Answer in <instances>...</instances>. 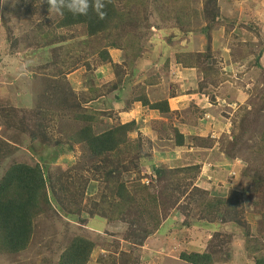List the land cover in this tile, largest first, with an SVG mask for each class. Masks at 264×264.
Masks as SVG:
<instances>
[{"label": "rangeland", "instance_id": "1", "mask_svg": "<svg viewBox=\"0 0 264 264\" xmlns=\"http://www.w3.org/2000/svg\"><path fill=\"white\" fill-rule=\"evenodd\" d=\"M125 1L116 0L117 7L122 10ZM192 1L199 9L205 8V2L209 3V0ZM219 2L220 16L226 21L219 19L210 22L201 15L195 23L192 18L190 30L194 29V32L183 46L184 49L175 44L177 42L175 39L170 43L172 50L197 51L208 55V63L225 78L216 85L203 81L197 70L174 64L175 55L171 52L170 46L159 43L154 45L149 42L150 35H156L157 40L159 37L167 38L166 31L165 34H157L156 26L159 17L155 8L166 11L167 5L164 0H133L126 10V12L131 10L142 19L139 22L144 26L141 28L143 32L140 44L145 49L142 54L143 61L138 64L140 68L137 67L135 70L133 83L129 87L125 86L123 90L128 92L131 89L134 94L146 76L159 73V83L147 87V94L151 102L168 98L172 114L164 117L137 103L131 105L125 112L123 103L119 104L114 100V93H119L117 91L109 92L105 97L101 96L103 93L97 91L99 96L97 100L84 103L83 99L85 101L91 96L88 95V83L106 91L103 89L104 85H109L113 79L111 67L109 63L101 62L98 52H91L90 56L86 46L78 50L77 56L70 61L67 59L71 53L70 56L64 57L63 52L58 51V59L66 61V66L61 62L54 67L47 66L53 60L49 51L33 46L26 47L29 43L26 35L30 28L37 23L42 24L44 29L53 27V24L48 26L45 22L57 20V16H50L49 12L46 13L47 15H43L41 11L37 12L35 7L39 3H33V7L27 13L24 11L25 8H22V12L18 14L5 15L2 20L6 25L0 20V115L2 118L5 117V114H1V110L7 111L15 105L28 106L24 108L28 114L24 116L29 121L36 120L33 117L41 109H47L48 113H51L45 121L41 119L45 122V134L49 139L44 146L37 142L29 146V136L27 134L21 136L20 129H13L8 133V141L13 142L16 147L10 145L8 148L1 141L5 127L0 124V177L14 159L30 162L33 157L38 162L39 156H43L46 158L44 165L47 168V177L52 179V184L60 186L56 180L59 170V176H66L64 179L69 180L65 185L74 186L76 192V196L72 199L74 205L59 207V204L52 200L54 210L35 220L34 233L25 250L15 255L0 253V264H58L68 242L77 234L95 242L87 264H97V259L106 256L107 251L114 253L113 258L116 261L128 260L131 256L134 260L133 264H187L179 259V255L183 252L210 254L214 264H254L253 257L248 255L245 249L247 235L252 237L250 240L257 241L260 253L264 256V151L260 153L255 150L258 142V127L261 129L264 124V116L260 115L261 111L264 113L261 104V98H264V52L258 59L262 68H253V64L249 67V63H252L251 59L255 57L252 56V51L255 54L264 50V12L256 17L258 15L256 11L260 12L262 6L264 7V0H219ZM211 7L212 4L209 3L208 8ZM202 29H205V32H201ZM84 31L78 27L68 31L67 34L62 29L55 30L57 34L66 35L68 38L66 40H71L73 37L69 39V36H75V32L82 34ZM137 32L139 33L138 29ZM104 38L103 34L91 38L90 49L105 48ZM65 46L67 45H63L62 48L64 49ZM107 50L113 63L122 62L123 55L119 50L113 48ZM243 54L250 57L242 61ZM167 56L171 59L168 63L170 72L160 68ZM39 68L41 71H36ZM53 68H58L59 72L65 74V81L61 80L63 74L57 76L55 81H47L45 77L48 74L55 75L52 72ZM35 74L42 75V83L37 76H34ZM109 75L110 78L107 79ZM105 78L106 83L103 80ZM69 82L71 91L76 94L74 97L78 99L76 101L81 106H94V109L109 113L110 117L103 118L108 119L109 124L114 125L116 120L123 122L131 119L137 123L141 122L143 125L139 131L130 135L139 142L140 152L133 148L124 151L120 156H112L113 159L109 164L105 165L101 161V169L95 171L90 166V161L85 158L87 155L85 150L69 138L79 125L71 118V109L62 102L69 95ZM199 83L203 85L201 89ZM256 86H259V89H254ZM203 89L208 95L201 103L202 99L197 91L202 92ZM5 98L10 102H5ZM203 106L206 107L204 109L210 110L204 118L203 115L193 112L195 108L198 111L203 110ZM2 120L8 122L7 118ZM255 120L257 123L253 124L252 121ZM9 121L14 123V128L20 127L17 116H10ZM162 125L168 128L167 132L162 131ZM175 128H182L183 135L187 136V144L180 152L182 161L173 163L170 158L180 149L168 150L167 147L162 146V142L164 137L171 135ZM102 129H104L103 125H95L97 132ZM210 130H216L214 140L206 139L210 136ZM190 135H200L203 138L197 136L193 138L194 136ZM234 138H237L238 143L231 152ZM56 143L58 146H55ZM193 143L199 144L203 149L194 148L191 146ZM33 147L37 151L34 156L30 150ZM239 147L241 149L237 152ZM11 150L17 151L15 155ZM228 154L233 161L227 160ZM148 157L155 159V163L147 159ZM176 157H179L178 153ZM150 165H156L158 169L172 170L196 166L197 170L190 173L191 175L187 176V173H184L170 177L168 182L159 183L155 177H151L154 173ZM121 166L124 169L120 168ZM116 167L120 168L118 173L109 175L108 173L114 171ZM253 172L262 174L257 183L251 181ZM142 173L151 176H143ZM110 177L117 178L118 181L114 183L109 179ZM144 178L149 181L152 178L154 183L158 184L151 192H163L162 186L165 183L172 186L168 185L165 190L164 199L167 203L164 208L165 213L161 205L158 207L157 212L162 218L159 229L145 239L141 246H137L132 241V220L138 219L142 225L147 223L152 226L154 221H150L148 216L149 212L152 214L154 207L136 215L133 210L137 207L133 204L127 220L118 218L108 209H105L106 220L99 218L91 220L88 219L91 217L84 214L96 211L95 203L112 200V193L117 185L124 183L130 190L132 184L136 182L141 184ZM58 194L63 201L65 195L61 192ZM234 194L237 198V202L234 201L235 212L225 215L227 221L217 215H224L225 207L215 212L217 214L213 211L207 213L205 208L207 200L220 198L228 202L233 199ZM114 199L117 200V197ZM78 203L81 213L68 216V211H72V207ZM147 207L146 204L145 209ZM81 218L87 219L81 220ZM252 244L250 242L249 245Z\"/></svg>", "mask_w": 264, "mask_h": 264}, {"label": "trees", "instance_id": "2", "mask_svg": "<svg viewBox=\"0 0 264 264\" xmlns=\"http://www.w3.org/2000/svg\"><path fill=\"white\" fill-rule=\"evenodd\" d=\"M132 2L133 0H126L123 3L124 7L121 10L117 7L116 0H105V11L107 14L104 19H99L97 16H95V14H90L87 17L78 18H74L71 15H65L64 17L57 16V20L55 22L54 19L52 21L45 22L46 24H48V26L49 24H53V27L49 26L45 28L46 30L44 29V26L42 24L37 23L27 32L26 38L29 43L26 47L33 46L37 49L49 51L51 54L50 58L53 59L49 64H47V66L50 67H54L55 64H60V62L64 64L63 66L67 65V62L63 61V59H58V51H62L64 57L70 56L71 53V56L67 59L68 61L73 59L74 56H77L76 52H78V50H82L84 46L88 47L87 50L89 51L90 56L91 52H98L97 55L98 57H100L101 62L109 63L112 70L113 79L109 83V85H104L103 89H106V91H103L98 86H90L88 83V95L91 96L86 98L85 101L83 99L84 103H89L97 100L99 98L97 91L103 93L101 95L102 97L107 96L109 92L117 91L119 93H114V100L122 102L124 110H128L131 105L137 103L143 108L151 111H156L161 117H164L166 115L172 114L170 112V107L167 99L163 98L151 102L147 97V87L159 83V73H156L158 74V76H156V74L154 76H146L143 79L142 84L138 86V89L136 90V92H134V94H132L131 89L128 91L129 94L128 92H124L123 90L125 86L129 87L133 83V80L135 78V70L137 69L140 61H143L142 54L145 49L140 44L141 34L143 32L141 28L144 26L143 23L139 22L142 19L133 14L131 10H128L126 12ZM164 2L167 5L166 11L163 9H159L158 7L155 8L156 15L159 17V22L156 26L158 30L157 34H165L166 31L165 35H167V38L162 39V37H159L157 40L155 39L157 37L156 35H150L148 37L149 42H152V44L154 43V45H157V43L162 44L163 46L168 45L172 50V45L170 43L175 39V41H177L175 44L184 49L183 46L189 41L191 34L194 32V29L190 30L192 28V24H190V22L193 21L192 18L194 19L195 23L198 22L197 18H199V16L201 17V15H204L205 20L210 22L218 21L219 19L226 21L220 16L221 12L219 11V0H217V4L216 0H209V3L212 4V7L210 9L208 8L209 3L206 2L204 5L205 8L202 5L203 8L201 9L194 6L192 0H164ZM33 3L40 4H37V7H35L37 12L41 11L43 15L48 12L49 6L47 4V0H0V20H2L5 15L14 13L18 14L19 12H22V8H25L24 11L27 13L29 9L33 7ZM256 12L258 14L256 17H259L261 12H264V7L262 6L260 12ZM138 15L140 14L138 13ZM3 24L6 25L4 21ZM138 26L140 28H137ZM77 27L80 30L85 31L82 34H77V32H75V36L70 35L69 39L73 37L71 40H66L68 39L66 38V35H62L61 33L57 34L58 32H55V30L62 29L66 31L67 34L68 31L70 32ZM7 29L9 30V28ZM137 29L139 33L137 32ZM201 32H205V29H202ZM100 34L105 35L104 43L106 42V47L103 49L101 47L99 50H91L89 41L91 40V38H94ZM76 35L79 36L76 37ZM41 39L44 40L42 41ZM182 42L184 44H182ZM63 45L67 46H65V48L63 49ZM107 48L119 50L123 55L122 62L113 63ZM171 52L175 55L173 58L174 64L181 65L183 68L197 70L198 73H200V75L202 76V80L207 82L208 84L216 85L218 82L225 80V78L221 76L219 71H216L213 66L208 63V55H203V53L201 54L197 51L190 52L180 49H175ZM263 52L264 50L254 54V51H252V56L255 55V57L254 59H251L252 63H249V67L251 66V64H253V68H262V66L258 62V59L261 57ZM55 57L57 59H55ZM247 57L250 56H245L243 54L241 60L245 61ZM170 60L171 59L167 56L162 61L160 68L163 69V71H169L168 63H170ZM85 64L88 65V63ZM36 71H41V69H36ZM59 71L60 70L58 68H53L52 72L55 75L52 76L51 74H48L45 78L47 79V81H55L57 76L59 77L60 74H63V72ZM66 71L68 72L69 69L67 68ZM63 75L64 77H61V80L65 81V74ZM34 76H37L39 78V82H43L41 79L42 75L35 74ZM32 85L34 86V81ZM68 86L69 95L72 96H69L67 94L68 96L63 99L62 102L64 103V105L71 109V118H73V121L79 124L76 131H74L69 138L73 143L80 145L81 148L85 150V152L87 153L85 158L88 160V162L90 161V166H92L95 171L101 169V161L105 165L109 164L113 159L112 156H120L124 153V151L133 148L134 150L137 149L136 151L140 152L139 142L132 139L130 135L138 131L140 125L142 124L141 122L137 123L134 119L124 120L123 122H119L116 120L114 122L115 124L117 123L116 125H113V123H110V125L108 123V119H103L104 117H110L111 115L109 113L94 109V106H81V104L76 101L78 99L74 97L75 93L70 89V83L68 84ZM198 86L201 89L203 85L199 83ZM254 89H259V86H256ZM121 91L124 92V94ZM197 93L201 96L208 95V93H206V90L204 89L202 90V92H199L198 90ZM125 95H127V97H125ZM72 97L73 99H71ZM4 100L5 102H10L6 98ZM261 104L263 107L262 110L264 111L263 97L261 98ZM24 108H28V106L23 107L15 105L8 108L9 110L7 111L1 110V114H5V117L3 118L2 115H0V124L5 127V130L3 131L4 134L2 136L3 139H1V141H3L8 148L10 145L16 147L13 142L8 141V133L13 129H20L21 133L19 134L21 136L22 134H27L29 136V146H33V142H37L40 145L44 146L46 145V141L49 140L45 134L46 127L44 121L47 116H49V114L51 115V113H48L47 109H41L40 112L38 114H35L36 116L33 117L36 120L33 121V119H30L31 121H29L24 116L28 114L27 110ZM209 111V109L198 111L196 108L195 110H193L194 113H199L201 116L205 113H209ZM261 114H263L264 116V113L262 111L260 112V115ZM12 115L17 116L19 119L20 127L17 129L16 127L14 128V123H10L9 121V118ZM5 118L8 119L7 123L5 120H2ZM42 118L44 121L41 120ZM252 123L256 124L257 122L255 120L252 121ZM95 125H103L104 129H102L100 132H97L95 130ZM161 129L162 131L164 130V132L168 131V128L164 125H162ZM258 132V142L256 144L255 150L262 153L264 151V124L262 125L261 129H259L258 127ZM167 136L168 137H165L168 141V148L170 149L182 148L185 146V142L187 141V136H184L179 128L173 129L171 135L169 134ZM190 136L193 137L194 135ZM196 136L198 138H203L198 135ZM196 136H194L193 138H196ZM208 138L210 137L207 136L206 139ZM194 140L197 141V139ZM237 143V138H234V141L231 144V152L232 149H235ZM55 146H58V143H56ZM191 146L196 149H203L199 144L196 143L191 144ZM240 149L241 148L239 147L237 149V152H239ZM30 150L32 156L37 153V151L34 150V147L33 149L30 148ZM11 152L13 153V155H15L17 151L13 152V150H11ZM31 158L33 159V157ZM226 158H228L227 160H229L230 162L233 161V158L229 156V154ZM32 159L30 160V162L16 161L14 159L7 167L3 176L0 177L1 254L15 255L24 251L34 233L35 220L39 216H42L47 212L54 210L52 200L54 202H57L59 204V207H65V205L71 206L72 199H74V197L76 196L74 186L65 185L69 180L68 178L64 179L66 176H59V170L56 180L60 184V186L57 187L52 184V179L47 177L48 172L46 166L44 165L46 164L45 157L39 156L38 162L35 159ZM91 162L93 163V165ZM117 168L118 167H116L114 171H110L108 174L113 175L116 172L118 173L120 168L124 169L123 166H121L119 169ZM196 170V166L175 170L154 169V175L155 180L161 183L168 182L170 177H177V175H181L184 173H187L188 176V174L194 173V171L196 172ZM260 172H253V175L251 177L252 183L259 182L262 175ZM109 179L114 183L118 181L117 178L114 179L113 177H110ZM168 185L172 186V184L165 183L162 186L163 192L161 191L158 193L156 191L151 192V190H155V186H158V184L154 183V180L152 178H150L149 185H144L142 183L140 184L139 182H136L132 184L130 190L124 183H121L115 187V190L112 193V200H101V202L99 201L100 203L94 204V206L97 207L96 211L91 213L86 212L84 214L88 215V217H91H87L91 220L94 218L106 220V218H104L107 217V212L105 211V209H108L109 211H113L118 218L127 220L129 215L128 212H131L130 208L131 206H133V204L138 209L133 210L136 215H140V212L145 213L147 209L154 207L152 209V214L149 212L148 216L150 221H154V224H152V226L147 223H145V225H142L138 219L132 220V241L137 246H141L144 240L147 239L153 232L157 231L160 227L162 218L159 217V213L157 211L159 205H161L163 213H165L164 208L167 206V203L165 202L166 200L164 199V195L166 187ZM59 192H61L62 195H65V199L63 201L59 197ZM233 196V199H230L228 202L220 198L207 200V206L205 207L207 213L211 211L215 213L218 212L221 207H225L226 210L224 215H220L217 213L215 214L222 217V220L227 221L228 219L225 215L230 214V212H235L233 211V209L235 208L234 201L237 202V198L235 197V194ZM116 197L117 200L114 199ZM103 199L106 198L103 197ZM203 202L204 200L202 201V203ZM74 203L72 205H74ZM146 204L148 205V207L145 209ZM71 210L72 211H68V216L80 214V204H76L72 207ZM141 215L144 214L141 213ZM84 219L81 218V220ZM251 238L252 237H250V235H247V237H245V249L247 254L253 257L254 264H264V256L260 253L259 245L256 240H250ZM250 242H252L253 244L249 245ZM94 247V240L77 234L68 242L64 253L58 261V264H87L90 260V254ZM113 254L114 253H108L107 251L106 256L103 255L99 259H97V264H118L119 262V264L134 263V260L131 256L128 257V260L120 259L116 261V259L113 258ZM179 259L187 264H214V259L210 254L207 253L183 252L179 255Z\"/></svg>", "mask_w": 264, "mask_h": 264}, {"label": "clouds", "instance_id": "3", "mask_svg": "<svg viewBox=\"0 0 264 264\" xmlns=\"http://www.w3.org/2000/svg\"><path fill=\"white\" fill-rule=\"evenodd\" d=\"M49 15L64 17L71 15L74 18L87 17L90 14H95L99 19H104L106 16V3L105 0H47ZM23 71V68H21ZM207 117V115L205 116ZM216 130H210V138L214 140ZM230 163V162H229ZM154 173V169H158L156 165H150ZM143 176H151V174H143ZM155 177V175L151 176ZM142 184L149 185L150 181L144 178ZM93 253V250H92ZM91 253V254H92ZM90 254V255H91Z\"/></svg>", "mask_w": 264, "mask_h": 264}, {"label": "crops", "instance_id": "4", "mask_svg": "<svg viewBox=\"0 0 264 264\" xmlns=\"http://www.w3.org/2000/svg\"><path fill=\"white\" fill-rule=\"evenodd\" d=\"M66 77L68 78V74L66 75ZM110 78V75H109V77L107 78V79H109ZM107 79L105 78V79H103L104 80V83H106L107 82ZM67 80H69V79H67ZM70 83V82H69ZM75 90V89H74ZM199 95V94H198ZM201 96V95H200ZM147 97H148V94H147ZM149 98V97H148ZM196 98H199V97H196ZM207 98V96H201V99L202 100H200L201 101V103L203 102V100L204 99H206ZM167 99V101H168V98H166ZM117 102H119V101H117ZM205 102V101H204ZM90 103V102H89ZM120 103H122V102H119V104ZM200 104V103H199ZM206 104V103H205ZM169 106H170V104H169ZM197 106H199V105H197ZM84 107H87V106H84ZM204 108H206V107H204L203 106V109ZM127 110H125V112H126ZM153 112H156V111H153ZM157 113V112H156ZM159 115V114H158ZM206 115H208V113H205L204 115H203V118L206 116ZM160 116V115H159ZM161 117V116H160ZM203 118H201V119H203ZM209 118V117H208ZM207 118V119H208ZM139 123V122H138ZM221 123V122H220ZM143 124H141L140 125V127L142 126ZM139 127V128H140ZM180 129V131H181V133L183 134V130H182V128H179ZM138 131H139V129H138ZM137 131V132H138ZM136 133V132H135ZM200 136V135H199ZM201 137V136H200ZM166 141H167V139H166V137H164V140H163V142H162V146L163 147H167L168 148V145H167V143H166ZM187 144V141L185 142V145ZM170 148H168V150H169ZM176 149H180V151L179 150H177L176 152H175V154H172L173 155V157H171V155H166V156H169V157H171L170 159H171V161L174 163V162H179V161H182V159L180 158V156L182 157V155L180 154V152H181V150L182 149H184V147H182V148H176ZM176 149H174V150H176ZM173 150V151H174ZM178 153V155H179V157H176V154ZM147 159H150L151 161H153V163H155V159H153L152 157H148ZM166 159H168L167 157H166Z\"/></svg>", "mask_w": 264, "mask_h": 264}]
</instances>
